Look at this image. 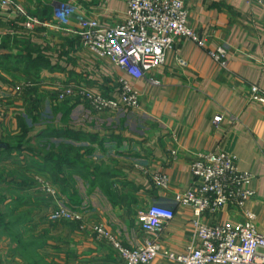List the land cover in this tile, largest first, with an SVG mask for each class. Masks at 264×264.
I'll use <instances>...</instances> for the list:
<instances>
[{"label":"crops","instance_id":"1","mask_svg":"<svg viewBox=\"0 0 264 264\" xmlns=\"http://www.w3.org/2000/svg\"><path fill=\"white\" fill-rule=\"evenodd\" d=\"M71 1L77 4L80 13L111 25L122 23L127 17L123 2ZM19 2L40 21L53 23L56 0ZM184 3L189 11L188 26L206 40V46L211 50L222 45L229 48L227 68L214 62L196 43L179 39L166 52L164 64L154 71L153 76L161 84L154 86L145 78L139 81L127 78L107 61L94 60L80 45L70 50L75 45L72 37L58 28L40 26L30 39L33 46L40 47L42 60L49 58L51 69L41 75L49 81L50 95L58 83H79L114 97L119 90L117 80L125 77L139 93L140 107L123 109L119 115L94 111L97 118H93L92 124H86L91 120L86 106L74 107L69 103L70 106L60 107L66 110L56 117L59 121L54 117L49 120V129L82 132L85 138L77 141L61 138L63 135L39 136L47 128L37 125L30 130L24 141L30 149L21 147L18 155L10 153L8 160L3 161L9 168L6 170L19 179L32 180L34 174L49 178L60 196H39L30 184H19L16 190L28 203L7 202L0 208L15 216L7 218L11 223L5 221L0 226V264H121L114 249L91 232L81 230L77 223L48 219L60 197L71 207L87 208L89 221L104 224L125 245H139L143 239L137 221L140 211L155 203L173 208L175 217L160 233L159 240L162 252L183 254L194 237V212L190 207L175 204L173 198L191 188V164L194 156L202 153L226 152L236 159L240 171L253 176L251 188L256 197L248 208L256 214L257 229L264 235V104L251 99L252 86L264 94V2L258 5L246 0H184ZM49 7L51 19L45 20L49 15L45 9ZM24 32L15 16L0 14L2 36ZM58 47L62 49L58 52L60 56L54 52ZM22 58L32 63V59ZM179 61H185L187 66H181ZM33 63L38 64L35 59ZM51 104L56 105L54 101ZM217 116L223 118L218 125L214 123ZM79 120L85 125H79ZM66 121L71 126H66ZM17 124L13 122L11 127L14 137L21 131ZM4 130L0 127L1 133ZM44 144H49V149L56 146L52 150L55 154L53 160L49 158L40 165L36 150ZM59 144L78 150L76 167L58 169ZM18 145L23 144L10 146ZM155 173L167 177L166 189L155 186L151 179ZM51 176L60 179L55 182ZM37 202L43 203L38 212ZM27 210L34 212L33 219L19 218ZM202 220L205 224H235L240 218L226 209ZM8 225L11 228H6ZM150 264L177 263L161 254Z\"/></svg>","mask_w":264,"mask_h":264},{"label":"built area","instance_id":"2","mask_svg":"<svg viewBox=\"0 0 264 264\" xmlns=\"http://www.w3.org/2000/svg\"><path fill=\"white\" fill-rule=\"evenodd\" d=\"M112 0H104L108 4ZM127 6L125 21L117 24L100 22L79 12L73 3L54 6L52 21L46 23L26 12L19 0H0V14H14L25 31L33 32L40 26L54 27L68 35L79 38L80 47L99 61H107L134 81L147 79L151 85L160 86L153 73L160 68L166 52L179 39L190 40L205 49L209 57L222 68H227L229 48L226 45L214 50L188 26L189 11L184 0H115ZM261 5L264 0H246ZM183 67L185 61H179ZM127 78L117 80L116 96H108L79 83L57 84L53 88L59 102L79 99L98 114L136 110L140 107V95ZM6 95L1 91L0 98ZM252 101L264 104V94L257 86L251 87ZM222 116L214 119L216 125ZM172 155H176L175 152ZM193 178L191 188L175 194V204L193 209L195 229L191 245L181 255L162 252L159 236L165 226L175 217L173 208L151 205L137 214L139 230L143 239L139 245H125L120 236L104 224L89 221L90 211L85 207H71L60 198L49 215L53 222L77 223L81 230L94 234L99 241L116 251L121 264H150L159 255L177 264H264V235L256 225V214L248 204L256 197L251 188L253 176L240 171L236 159L226 152L196 154L191 164ZM39 179V178H37ZM160 189L168 187V179L159 173L151 177ZM41 194L56 198L54 185L40 180ZM238 215L235 224H205L204 216H214L224 210Z\"/></svg>","mask_w":264,"mask_h":264},{"label":"rangeland","instance_id":"3","mask_svg":"<svg viewBox=\"0 0 264 264\" xmlns=\"http://www.w3.org/2000/svg\"><path fill=\"white\" fill-rule=\"evenodd\" d=\"M56 1L57 2L55 3V5L72 3L71 0ZM73 4L77 6L76 3ZM36 9L37 8L35 7L34 10ZM10 15L15 16L14 14ZM47 16L49 15L47 14ZM15 18L18 21L20 19L17 16H15ZM46 19L49 20L48 17ZM37 31L38 29L33 32L25 31L24 33L16 35L7 34L5 36H2L0 34V93L2 91L6 95L4 98H0V127L6 128V130H4L2 133L0 132V208H2L3 205H5V203L7 202H9V204L28 203V199L23 198V194L18 193L16 190V188H19V184L22 183L24 186L30 184V187L36 188L35 191H37L40 196L43 195L38 190V188L40 187V180L46 181L48 183L50 181L48 180L49 178H40V174H34L36 177L33 176L32 180L28 178H14L12 172L10 170H6L9 168H7L6 164L3 161L8 160V158L10 157V153L11 156L18 155V152H21V149L15 148L14 146L10 145H14L16 143L23 144L18 146L26 147L27 150H29L30 147L28 146V143L24 142L26 137L25 133L27 132V130H33L36 125L40 128H49V120L54 117L55 120L59 121V119H56V117H58V115L63 114V111L66 110L60 107L70 106V104H73L74 107L86 106L79 99H75L74 101L59 102L56 97H54V94H49V81H47L48 79L46 78V76L41 75L43 72H49L50 70L49 63L47 62L49 61V58L44 57L46 58V61L42 60L40 47L33 46L32 43H30V39L35 37L34 34H36ZM70 36L72 37L70 38V40L74 41L75 45L69 48L70 50L76 49L77 46L80 45L79 38L75 37L74 35ZM58 48V50L54 51L57 54L56 56H60L59 53L62 52V49L60 47ZM79 48L81 49L80 46ZM63 49L65 50L66 48ZM83 51L88 53L85 50ZM64 55L66 56L67 54L65 53ZM88 55L93 58L89 53ZM15 56H24L25 58H30L32 60L35 59L38 64L34 65L33 61L32 63L28 61H22L23 58L15 59ZM93 59L96 60L95 58ZM53 101L56 103L55 106H52L51 104ZM86 108L88 109L86 112L90 113V115L88 114V116H91V120L89 121V123L86 124H92V122L94 121L93 118H97V116L93 114L94 111L92 112V110L90 111L88 107ZM120 113L121 112H118L116 113V115H119ZM13 122L18 123L17 125L21 129L19 136L16 135V137H14L11 132ZM78 123L79 125H85L84 121L79 120ZM66 126H71V124H69V121H66ZM101 127L102 125H100L99 128ZM14 138H16L15 142L13 140ZM5 143L6 146L8 145L9 147L5 148ZM36 151L38 153L37 156L41 159L39 163L40 165L45 160L49 159V144H44V146L42 145L38 147ZM57 152H59V150ZM6 153H8V155L4 157ZM47 164H49V162ZM41 169L42 168L38 170ZM50 179L59 180L60 178H58V176H51ZM57 194H59L57 196H60V192H58ZM100 200L101 199H98L99 202ZM42 202H37V212L43 207L41 206V204H43ZM44 204L46 205L47 203L45 202ZM33 214V211L27 210L23 212L19 216V218L23 220H32ZM12 215L14 216V214L10 213L7 210H0V226L2 222L5 221L11 223V219L7 220V218L12 217ZM6 228H11V225L6 226Z\"/></svg>","mask_w":264,"mask_h":264},{"label":"trees","instance_id":"4","mask_svg":"<svg viewBox=\"0 0 264 264\" xmlns=\"http://www.w3.org/2000/svg\"><path fill=\"white\" fill-rule=\"evenodd\" d=\"M48 11H49V16H47V17L50 20L51 19L50 18L51 17V13H52V10H51L50 7H49V9H45V12L48 13ZM22 57H24V56H21V57L15 56V59L16 58L17 59H20ZM29 132L30 131L27 130V132L25 133V135H27ZM62 135L64 137H61ZM39 136H44V137H48V138L50 136L58 137V138H60V137L61 138H70V139H73L75 141L80 140L82 138H85V135H83L82 132L79 133V131H74V130H71V129H67V130H63V131L57 132L56 130L49 129V128L41 131L40 134H39ZM7 147H9V146H7ZM55 147L56 146L51 147V149L49 151V158H50V160L51 159L53 160V158H54V154L55 153H52V150L55 149ZM16 148H20L21 149V147H19V146H17ZM57 150H59V152H58L59 154L56 156V166L58 167L59 170H62V168L65 167V166L68 167V168L69 167H76L77 166L76 165L77 164L76 159L78 157V155H77L78 150L75 147H73L72 145H67V144H63V145L59 144V146L57 147ZM44 162H47V160H45ZM57 167L55 168V164H54L53 168L57 169ZM54 181L57 182L56 180H54Z\"/></svg>","mask_w":264,"mask_h":264}]
</instances>
